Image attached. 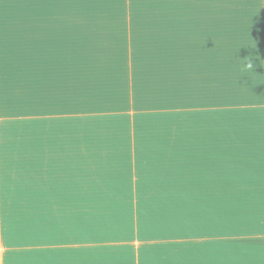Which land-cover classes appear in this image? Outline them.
<instances>
[{"label": "crops", "instance_id": "crops-1", "mask_svg": "<svg viewBox=\"0 0 264 264\" xmlns=\"http://www.w3.org/2000/svg\"><path fill=\"white\" fill-rule=\"evenodd\" d=\"M249 46L254 67L242 72ZM164 107L174 131L175 114L185 118L176 150L184 158L229 151L217 134L208 139L204 111L218 123L225 109L239 111L251 130L264 131V0H0V264H122L127 254L116 247L64 248L62 256V243L236 234L243 217L248 228H264L249 216L252 202L263 203L256 168H247L246 197L227 181L238 168H163L164 185L140 168L130 182L99 168L107 150L83 154L79 136H63L94 125L126 130L133 112ZM251 138L242 146L258 152L260 137ZM257 242L246 251H259ZM182 247L179 256L189 258V244Z\"/></svg>", "mask_w": 264, "mask_h": 264}, {"label": "rangeland", "instance_id": "rangeland-1", "mask_svg": "<svg viewBox=\"0 0 264 264\" xmlns=\"http://www.w3.org/2000/svg\"><path fill=\"white\" fill-rule=\"evenodd\" d=\"M147 3L166 4L168 3V0H147ZM130 14L131 13H129V15ZM147 52L146 57L152 58L154 50L150 48ZM148 61L150 60H147L146 63ZM163 62L166 63V61ZM139 63L140 62H138V64ZM144 63L145 62L141 64ZM165 70L166 69H164V71ZM163 89H165V87H162V90ZM163 96L165 102L166 94H163ZM157 111L161 114L157 113ZM157 111L155 115L151 116L149 115V112H146L145 115L144 109L133 112L131 115L135 116L137 113L138 116H132L133 119H130V125L126 128V130L124 124L94 125L84 126L89 127V131L64 132L63 136H79V138L82 139V141L80 140V144L82 145L83 154H85V150H91L94 151V156L97 157V150H107L105 160L99 164V168H109L112 173L117 174V176L122 175L124 176L122 179L129 180L130 182L138 180L140 168H147L152 175L155 174V176H152L148 173L154 183L156 182L161 185H164L163 181L165 173L162 170L163 168H238L236 172H233V174L237 176H228L227 181L229 185L237 186V189L244 194V197H246L252 192L250 185L252 180L248 175L247 168H256L255 173H258V175L256 174L254 179L260 182L258 187H261V189H258L257 187L254 192L258 197L257 202H263L262 204L256 206L259 208L258 214H262L261 212L264 210V131H262L261 126H259V133L251 130V126L248 125L250 122L247 124V121L242 120L241 116L238 115L241 113L239 111L238 114L233 112V115L230 109H225V115L222 121H226V123H218L219 120L214 118V113L211 110L204 111L205 114L209 113L210 115V117H203L204 122L210 127V136L208 139L217 134L221 137V140L227 144L229 151L223 153V156H225L223 158H208L200 155H196L197 157L187 156L184 158L185 156L180 155L181 152L176 150H179L178 139H181L182 121L185 118L175 114L174 131L173 117L170 113V108H158ZM234 119H236V122L233 121ZM198 120H200V118H198ZM178 121L180 123V127L177 126ZM215 123L216 125H214ZM213 127L215 128L212 129ZM241 127L242 129H240ZM200 128V122L198 121V129ZM243 130L246 131L245 134L248 136H243ZM254 134H257L260 137L258 152L255 151V145L253 146L249 144L247 146L248 150L242 146L246 143H253V141L247 140H253L251 137H254ZM200 135L201 132H198V136ZM174 136L176 139L175 144ZM77 140L79 139H63L62 145L66 142ZM102 140L107 141V143L110 142L111 146L108 144V149L106 146L98 149L86 147L90 144V141H92L93 145H96L97 141ZM120 140L125 141L118 144ZM211 144L212 142H210V145ZM152 147H157V149L160 150L165 149V151L157 153L155 151L152 152L148 150ZM195 153L198 154V152ZM214 164L215 166L213 167ZM93 165L97 166L96 163ZM171 180L170 174L168 173L165 181ZM250 202L252 201L250 200ZM256 207L252 202L251 207H249V216L257 218V220H264V218H260L256 214ZM131 217V222L129 224L130 228H137L139 221L135 220L133 215H131ZM246 221L247 219L245 217L241 219L239 218L238 224L240 223L242 225L244 231L242 230L241 233L236 234L226 233L223 235L211 236L196 235L192 237L175 236L174 238H148L145 240L140 237H136L134 233L131 237H129V239H119L116 240V242L83 241L71 245L62 243V256L64 254L63 251H65L63 250L64 248H69L70 250H93L95 247H98V250H109L113 248L112 250L114 251L120 250L121 254H127L121 258L122 264L125 263V260H127L126 264H264V228L260 225L248 228ZM246 240H253L252 242L258 241L257 249L259 251L256 253L246 251L251 249L249 246L252 244V242H247ZM241 241H244L243 249ZM156 243H159V245L156 246ZM170 243L177 245V248L174 249L173 252L172 246H169ZM183 244H189V248L192 251L189 258L179 256L180 249L184 248L182 247ZM238 245L239 249H237ZM115 247L116 250L114 249ZM148 247L149 250L152 249L149 253L155 250L154 255L148 256V253L146 254L145 251ZM212 250L215 251L213 252ZM49 252L48 260L55 262L58 259L55 255L56 253ZM73 252L74 251H70V253ZM81 254L85 253L81 252ZM42 256L44 258V252ZM126 256H128L127 259ZM87 259L81 258L79 261L82 262Z\"/></svg>", "mask_w": 264, "mask_h": 264}, {"label": "clouds", "instance_id": "clouds-1", "mask_svg": "<svg viewBox=\"0 0 264 264\" xmlns=\"http://www.w3.org/2000/svg\"><path fill=\"white\" fill-rule=\"evenodd\" d=\"M250 50V54L249 56L247 57L246 61L242 62V66H241V71L242 72H247V71H252L253 67H254V64H253V55L252 53H255L256 51L255 50V47L253 46H249Z\"/></svg>", "mask_w": 264, "mask_h": 264}]
</instances>
